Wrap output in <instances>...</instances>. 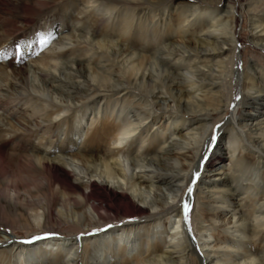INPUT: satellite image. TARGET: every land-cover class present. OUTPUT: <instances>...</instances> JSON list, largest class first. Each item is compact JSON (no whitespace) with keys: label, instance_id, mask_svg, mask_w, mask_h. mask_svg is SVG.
<instances>
[{"label":"bare ground","instance_id":"6f19581e","mask_svg":"<svg viewBox=\"0 0 264 264\" xmlns=\"http://www.w3.org/2000/svg\"><path fill=\"white\" fill-rule=\"evenodd\" d=\"M76 1L81 18L70 16L58 36L48 26L25 41L28 56L37 48L47 53L24 71L32 74V91L47 99L27 95L25 104L27 116L39 119L29 131L38 145L0 146V220L11 226L22 217L17 234L46 233L23 242L0 236V263L12 256L14 264H107L111 257L120 264H264V66L249 63L238 73L242 91L233 105V89L227 95L220 86L224 72L235 69L239 7L253 19L250 40L264 49V0H191L173 12L167 0ZM6 55L0 51V59ZM11 78L0 66V85L21 82ZM230 105L231 114L216 124ZM67 110L88 116L89 126L103 124L84 140L94 152L46 144L68 121L59 118ZM4 122L0 117V141L24 139L21 123ZM21 160L36 184L18 187L8 168ZM203 167L222 178L204 177ZM93 177L102 179L99 186ZM195 202L199 245L185 215Z\"/></svg>","mask_w":264,"mask_h":264},{"label":"rangeland","instance_id":"374dc122","mask_svg":"<svg viewBox=\"0 0 264 264\" xmlns=\"http://www.w3.org/2000/svg\"><path fill=\"white\" fill-rule=\"evenodd\" d=\"M167 1L169 2L167 5L169 11L171 10L173 12L176 7L189 3L191 0H167ZM204 1L205 0H200L202 4ZM143 7L141 13L147 12V10H145ZM78 8L79 6H77L76 0L63 1V3L61 4H55V0H0V51L1 52L5 51V53L7 54L6 59H0V66L6 68L8 74L11 75L12 80L21 81L19 84L13 86L11 89H9V86L6 88V85H4L3 83L0 85V117L3 119V122L7 120V122H11L12 124L16 122L21 123V126L23 127L25 133V135L23 136L24 139H22V137L19 135L17 138L13 140V142L9 140L6 142L1 140L0 146H2L1 148L5 149L6 151L14 147L16 144L19 147V149H16V151L24 150V147L27 150L28 149L30 150L32 146L38 145V139L36 138V133L32 132L29 134V131L33 130L34 125L39 122V119L35 117L29 118L27 116L29 115L30 110L29 108L26 107L25 104L26 102H28L27 95L40 96L43 99H47V97L41 94H37L36 92L32 91V89L30 88L32 74L27 71L24 74L25 67L27 66V64L34 63V60L36 58L46 57L47 53L43 52L42 49L37 48L35 49V53H32L31 56L30 55L28 56V51H27L28 48H25V44H26L25 41H27L28 39H34L40 33H42L48 26H51L52 28L51 32L53 31L54 34L53 37L55 35L58 36L59 31L62 30L63 32V30H65V28L59 29L60 25L63 22H67L66 24L68 25L67 28L69 27L70 16L81 18V14L78 13ZM235 17L237 19L235 31L236 34L238 35L237 38H239L238 45L234 44L235 42L233 43L235 45V62H234L235 69L233 75L231 73L229 74L228 71H225L224 77L221 80V84H220V86L223 88L224 93H226L227 95L230 94L231 88L233 89L232 105L235 102L240 101L237 99V97H240V93L242 91L241 89L242 82L239 81V79H241L242 76H239V79H236L238 73H240L243 69H246L249 63H254L255 65L258 64L261 67L264 66V49L255 45L254 42L250 40L251 34L252 32H254L253 26L251 25L253 19L251 20L250 13L246 11L245 7L241 6L239 7L238 12L235 13ZM158 22L159 21H157V23ZM163 22L164 20L161 22V24L165 25V22L164 23ZM150 24H149L150 28L148 27L149 30H151L155 25L154 23H150ZM72 31L74 35H77L78 33L77 29H73ZM113 35L116 36L115 34ZM169 37L172 38L173 40H180L178 39L179 37L176 31H171V33L169 32ZM54 41L56 40L51 41L50 44L51 48H53ZM159 42H164V40L162 39ZM73 45L74 44H71L70 46ZM78 47L82 49V52L89 49L88 47H83V46H78ZM14 50H17V52H15ZM238 63L240 66L237 67L236 69V65ZM231 79L233 81L232 87H230ZM33 84L36 85V81H34ZM23 88L25 89L27 88L28 90L27 94L23 93L22 91ZM119 95H121V93ZM79 97H83V96L81 95ZM53 102L56 103L58 101L53 100ZM96 105L102 107L104 103L98 102ZM232 105H230L227 108V114H221L219 118L214 119V122H216V124L218 123L220 124L228 115L231 114ZM69 108H72V106H70ZM238 108H239V114L245 112L243 107L239 106ZM67 111L68 112L66 113L60 114L59 118H66V120L68 121L61 122L62 123L61 125L63 126V127L60 126L61 130L57 128L52 132L51 135L47 136L46 144L50 146L54 144L60 146L64 145L65 148H68L70 152H75L78 148H80V152L82 153L83 152L89 153L91 151L94 152L95 150H92L93 148L91 147L92 143L90 139H88L87 141L84 140L92 131L101 127L103 124L100 123L101 122L100 120H98L93 126H89L90 121L88 119V116H84V118L83 117L78 118V115L76 114L75 110L74 111L67 110ZM86 111H88V109ZM106 119L108 120V117H105V120ZM62 120L64 121V119ZM109 121L111 122V119H109ZM5 127L8 128L6 124ZM39 134L40 131L39 133H37V135ZM5 137L6 136H4V138ZM69 138L72 139L71 143L68 141ZM100 145L101 146L99 147L98 151L99 152L104 151L106 149V146L103 144V142L100 143ZM227 163L228 160H225V165ZM215 167L216 166H214V168ZM80 169L81 168H79V170ZM210 169L213 168H209V169L206 167L201 168L204 177H208L211 179L213 177L221 176L222 178V175L220 173L216 174L217 170L209 171ZM8 170L11 171L12 176L14 177V179H16L19 188H25V186L27 187L36 184L35 183L36 177L30 176L31 174L28 172L29 168L22 160L11 163L9 165ZM66 170H70L69 167L65 166V171ZM77 176L83 181L87 180V177H85L84 175L79 174ZM90 180H93L97 186H99L102 181V179H98L96 177H93ZM96 194L100 199L105 200L110 204L115 203L114 200L115 198L106 191L96 189ZM0 199H1V195H0ZM132 201L137 204L135 199L134 200L132 199ZM167 201L171 202L172 199L169 198ZM199 202L201 203L200 200ZM232 202L233 204H236L235 199H232ZM1 205L2 203H0V214L2 213L1 210L4 209V207ZM191 205L192 206H190L186 216L188 223L187 227H189L190 230L189 233L191 234V238L193 242L199 245L200 240L198 239L197 229L199 228L200 224H198L193 219V216L198 214L197 207H199V204L195 202L192 203ZM208 208L211 207L208 206ZM228 216L229 214H227L223 218L225 219V222L227 221ZM16 217L17 216H15V218ZM229 221L231 222L229 226H231V224L235 221V219H230ZM24 224H25V220L22 217L21 218L17 217V221L12 223L11 226L5 224L2 220H0V236L2 237L1 239L4 240L12 239L23 242L24 240L30 237H40L46 233L45 230L40 229V230H30L28 232H24L23 230L22 231L23 233L17 234L15 230H21L22 227L20 226ZM59 230H61L62 234L66 237L69 235H73V236L75 235V232L65 227L55 228V231H59ZM224 233L227 234L228 232H224ZM205 241H207V239ZM208 245L211 246L213 245L212 240L208 241ZM205 249L211 250L209 248L208 249L205 248ZM10 254L13 255V253ZM5 255L6 254H4L3 257H5ZM8 255L9 253L7 252V256ZM10 258H11L10 264L16 263V261L14 262V258H12V256ZM7 259L8 258H6L0 264H6ZM78 263L81 264L79 259H78ZM106 263L120 264L121 260L118 257H111L107 259ZM188 264H192V263L189 262ZM219 264H221V262Z\"/></svg>","mask_w":264,"mask_h":264},{"label":"snow or ice","instance_id":"6c2138e0","mask_svg":"<svg viewBox=\"0 0 264 264\" xmlns=\"http://www.w3.org/2000/svg\"><path fill=\"white\" fill-rule=\"evenodd\" d=\"M237 99H240V98L237 97ZM185 215L187 216V206H185Z\"/></svg>","mask_w":264,"mask_h":264}]
</instances>
